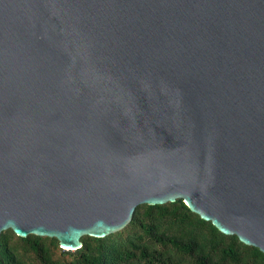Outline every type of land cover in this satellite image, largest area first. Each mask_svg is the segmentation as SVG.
<instances>
[{
    "label": "water",
    "instance_id": "water-1",
    "mask_svg": "<svg viewBox=\"0 0 264 264\" xmlns=\"http://www.w3.org/2000/svg\"><path fill=\"white\" fill-rule=\"evenodd\" d=\"M176 200L264 252V0H0V234Z\"/></svg>",
    "mask_w": 264,
    "mask_h": 264
},
{
    "label": "trees",
    "instance_id": "trees-1",
    "mask_svg": "<svg viewBox=\"0 0 264 264\" xmlns=\"http://www.w3.org/2000/svg\"><path fill=\"white\" fill-rule=\"evenodd\" d=\"M82 242L65 249L56 237L10 228L0 234V264H264L259 247L221 232L179 200L140 204L121 230Z\"/></svg>",
    "mask_w": 264,
    "mask_h": 264
}]
</instances>
